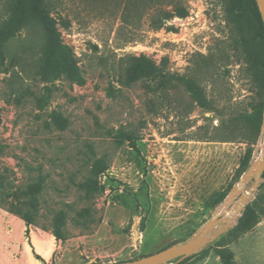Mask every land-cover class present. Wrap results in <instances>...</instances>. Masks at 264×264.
Here are the masks:
<instances>
[{"label":"rangeland","instance_id":"rangeland-1","mask_svg":"<svg viewBox=\"0 0 264 264\" xmlns=\"http://www.w3.org/2000/svg\"><path fill=\"white\" fill-rule=\"evenodd\" d=\"M47 1L57 55L28 20L0 63V264L120 263L186 243L264 160L263 82L240 40L253 30L227 0H184L187 14L158 30L128 18L126 0ZM9 9L0 0V29ZM142 54L157 71L124 84L126 57ZM262 179L181 264H224L222 250L264 264Z\"/></svg>","mask_w":264,"mask_h":264},{"label":"trees","instance_id":"trees-1","mask_svg":"<svg viewBox=\"0 0 264 264\" xmlns=\"http://www.w3.org/2000/svg\"><path fill=\"white\" fill-rule=\"evenodd\" d=\"M226 12L230 15H235L239 19L238 22L245 20L250 29L253 30L251 35L243 34L240 38L241 42L249 46L252 55V63L259 72L260 80L263 82L264 88V19L259 10L256 0H227ZM8 5L10 6V16L9 20L11 25L8 28L0 29V63L5 61L4 44L11 38L17 30H19L28 20H35L44 24L50 40L52 41L51 52L54 53L57 50L59 41V34L55 29V19L52 16L53 7L48 3L47 0H8ZM125 12L128 18L131 17L135 12H139L141 17L148 18L149 26L151 29H160L166 21L175 16H185L187 14V6L184 0H126ZM124 16V20L127 22L128 19ZM240 32H245L247 29L242 24L240 25ZM57 37V38H56ZM56 52V51H55ZM200 62H196V69L198 70L201 65ZM58 67H63L60 61H58ZM195 66V64H194ZM158 66L154 60L150 59L146 55L134 56L128 55L125 59V72L126 79L124 84L133 83L141 76H150L157 71ZM185 81L192 84H196L195 79H185ZM260 107L263 111L264 109V98L260 102ZM58 117V115L56 116ZM64 127L67 121L63 120L62 117L58 118L56 122H60ZM63 122V123H62ZM96 163H92L91 172H98L101 169L94 170ZM264 177V171L262 173ZM92 179V178H90ZM42 180V179H41ZM91 181V180H90ZM36 190H40V182L36 185ZM18 213H23L21 209H13ZM24 215V213H23ZM26 218V216L24 215ZM223 262L224 264H237L234 262L232 254L227 250H222ZM37 258L42 259V257L36 254ZM193 255L185 257H177L170 260L165 264H181L184 260L192 258Z\"/></svg>","mask_w":264,"mask_h":264},{"label":"water","instance_id":"water-1","mask_svg":"<svg viewBox=\"0 0 264 264\" xmlns=\"http://www.w3.org/2000/svg\"><path fill=\"white\" fill-rule=\"evenodd\" d=\"M261 15L264 19V0H256ZM264 171V160L252 165L239 179L237 185L231 191L226 204L233 201L232 205L225 213L214 214L206 225L193 236L190 240L182 245L170 246L146 257L137 258L120 263L108 264H165L177 257H185L198 252L205 245L214 241L222 232H224L233 222V216L240 215L246 204L258 189L263 181L262 173ZM254 178V183L246 189L248 181ZM240 193L239 197L234 200L235 196ZM217 228V230H215Z\"/></svg>","mask_w":264,"mask_h":264},{"label":"bare ground","instance_id":"bare-ground-1","mask_svg":"<svg viewBox=\"0 0 264 264\" xmlns=\"http://www.w3.org/2000/svg\"><path fill=\"white\" fill-rule=\"evenodd\" d=\"M226 210L227 209H225V207L219 212L220 214H223V213H225L226 212ZM237 215H235V216H233V218L232 219H234V217H236Z\"/></svg>","mask_w":264,"mask_h":264},{"label":"crops","instance_id":"crops-1","mask_svg":"<svg viewBox=\"0 0 264 264\" xmlns=\"http://www.w3.org/2000/svg\"><path fill=\"white\" fill-rule=\"evenodd\" d=\"M50 247H51L52 249L54 248V246H52V245H51V246L48 245V246H47L46 248H44V249L49 250ZM25 250H26V249H25Z\"/></svg>","mask_w":264,"mask_h":264}]
</instances>
